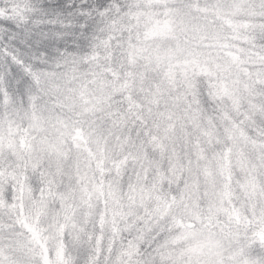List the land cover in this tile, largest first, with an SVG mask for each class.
I'll list each match as a JSON object with an SVG mask.
<instances>
[{"label": "snow or ice", "instance_id": "1", "mask_svg": "<svg viewBox=\"0 0 264 264\" xmlns=\"http://www.w3.org/2000/svg\"><path fill=\"white\" fill-rule=\"evenodd\" d=\"M0 264H264V0H0Z\"/></svg>", "mask_w": 264, "mask_h": 264}]
</instances>
